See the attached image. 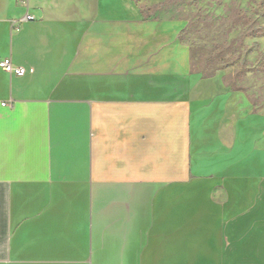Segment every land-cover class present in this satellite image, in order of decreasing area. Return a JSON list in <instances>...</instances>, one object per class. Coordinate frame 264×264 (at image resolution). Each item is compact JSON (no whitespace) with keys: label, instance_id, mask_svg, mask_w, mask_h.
<instances>
[{"label":"crops","instance_id":"obj_1","mask_svg":"<svg viewBox=\"0 0 264 264\" xmlns=\"http://www.w3.org/2000/svg\"><path fill=\"white\" fill-rule=\"evenodd\" d=\"M159 2L0 0V264H264V107Z\"/></svg>","mask_w":264,"mask_h":264},{"label":"rangeland","instance_id":"obj_2","mask_svg":"<svg viewBox=\"0 0 264 264\" xmlns=\"http://www.w3.org/2000/svg\"><path fill=\"white\" fill-rule=\"evenodd\" d=\"M164 1V0H158ZM173 0L167 14L187 21V38L195 46L197 56L194 68L202 67L203 57L208 52H217L224 48L223 64L231 66L222 70L217 82H237L244 88V93L258 108L264 107V72L260 68L258 51L264 52V37L249 38L244 36L248 28L242 23H235L237 12L243 11L253 24L264 25V10L259 0ZM198 47V48H197ZM199 55V56H198ZM237 71L242 73L237 76ZM220 80V81H219Z\"/></svg>","mask_w":264,"mask_h":264},{"label":"trees","instance_id":"obj_3","mask_svg":"<svg viewBox=\"0 0 264 264\" xmlns=\"http://www.w3.org/2000/svg\"><path fill=\"white\" fill-rule=\"evenodd\" d=\"M172 1L173 0H164L162 2L154 4L153 6L144 7L143 10H144V12H147V13H154L157 10H162L164 8L169 7V5L171 4ZM191 2L194 5H197L196 0H191ZM257 4L260 7H262L264 10V0H259V2H257ZM235 23H242V24L248 26V28L246 29V31L243 34L246 37H249V38L264 37V25L253 24L251 19L243 11L237 12V18H235ZM186 35H187V27L183 31V36L189 42ZM190 45H191V49H192L191 50L192 51V66L194 68V64H193L194 62L193 61H194L195 56H197L196 55L197 50L195 49V46L192 43H190ZM228 47L229 46H227V48H224L222 50H218L217 52H208L207 53L208 55H206L205 57L202 58L203 59V63H202L203 65L199 70H197L198 72L201 73L202 78L214 77L219 71H222L226 67H229L232 65V63H229V62L223 64V62H225L224 60L226 59L223 56L224 51H225V49H228ZM254 48L258 51V57L260 60V68L264 72V52L259 50V44H257V43L254 44ZM235 73H238L237 76L239 77V75L242 72L237 71ZM230 88L234 91L238 90V91L244 92V88L241 87L240 85H238V83L236 81L230 82Z\"/></svg>","mask_w":264,"mask_h":264},{"label":"built area","instance_id":"obj_4","mask_svg":"<svg viewBox=\"0 0 264 264\" xmlns=\"http://www.w3.org/2000/svg\"><path fill=\"white\" fill-rule=\"evenodd\" d=\"M28 4L29 0H23ZM26 20H33L34 16L27 14L25 16ZM0 67L10 74L23 75L26 73V69L23 66H16L13 64L11 58H4L0 61Z\"/></svg>","mask_w":264,"mask_h":264}]
</instances>
